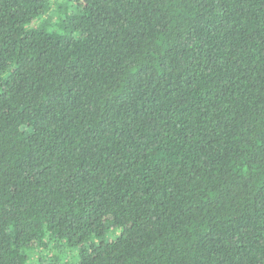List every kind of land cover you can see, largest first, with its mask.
<instances>
[{"label": "trees", "instance_id": "obj_1", "mask_svg": "<svg viewBox=\"0 0 264 264\" xmlns=\"http://www.w3.org/2000/svg\"><path fill=\"white\" fill-rule=\"evenodd\" d=\"M0 264H264V0H0Z\"/></svg>", "mask_w": 264, "mask_h": 264}, {"label": "rangeland", "instance_id": "obj_2", "mask_svg": "<svg viewBox=\"0 0 264 264\" xmlns=\"http://www.w3.org/2000/svg\"><path fill=\"white\" fill-rule=\"evenodd\" d=\"M72 252L77 251L75 248L71 250Z\"/></svg>", "mask_w": 264, "mask_h": 264}]
</instances>
